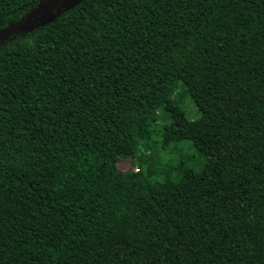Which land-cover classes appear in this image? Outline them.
Segmentation results:
<instances>
[{
  "label": "trees",
  "instance_id": "trees-1",
  "mask_svg": "<svg viewBox=\"0 0 264 264\" xmlns=\"http://www.w3.org/2000/svg\"><path fill=\"white\" fill-rule=\"evenodd\" d=\"M51 1L0 0V264H264V0H56L11 29Z\"/></svg>",
  "mask_w": 264,
  "mask_h": 264
},
{
  "label": "rangeland",
  "instance_id": "rangeland-1",
  "mask_svg": "<svg viewBox=\"0 0 264 264\" xmlns=\"http://www.w3.org/2000/svg\"><path fill=\"white\" fill-rule=\"evenodd\" d=\"M188 106H189V109H188V113L190 115V118L193 119V118H196L198 117V112L196 110V106L194 105V103H192L190 100H188ZM197 112V113H196ZM165 121H167V116H163L160 123H165ZM193 146L196 147V148H202L203 147V144H202V141H201V134L199 132H194L193 134ZM161 154L163 155V157H170V156H174L175 154H177L180 158H188V157H191L193 155V149L191 148V146L189 144H183L181 146L180 149H178V151L175 153V152H165V151H161ZM119 167L123 170H127L131 167H134V164H133V160L129 157V158H124L122 159L120 162H119Z\"/></svg>",
  "mask_w": 264,
  "mask_h": 264
},
{
  "label": "water",
  "instance_id": "water-1",
  "mask_svg": "<svg viewBox=\"0 0 264 264\" xmlns=\"http://www.w3.org/2000/svg\"><path fill=\"white\" fill-rule=\"evenodd\" d=\"M56 0H52L50 3H48L46 6H44L43 8H41L40 10H38L37 12L33 13L32 15H30L29 17H27L25 20L15 24L14 26L11 27V29H14V28H17L19 27L23 22H25L28 18H30L31 16L39 13L40 11H42L43 9H45L46 7H48L49 5H51L53 2H55ZM3 31L0 32V34L2 33Z\"/></svg>",
  "mask_w": 264,
  "mask_h": 264
}]
</instances>
